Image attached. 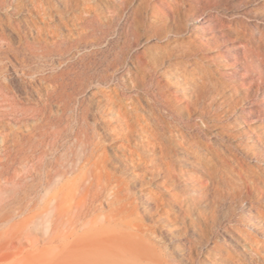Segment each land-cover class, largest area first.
Here are the masks:
<instances>
[{
	"label": "rangeland",
	"instance_id": "obj_1",
	"mask_svg": "<svg viewBox=\"0 0 264 264\" xmlns=\"http://www.w3.org/2000/svg\"><path fill=\"white\" fill-rule=\"evenodd\" d=\"M18 2L19 0H13L11 5L15 7L13 6L10 10L8 7L4 8V11H9L7 14L15 22L9 24L6 38L0 41V93L2 94L0 138L3 139V141L0 140V150L5 142L16 141L17 134H33L37 137L47 127V132L51 131L52 135L42 137L45 140V146H48L45 147L47 151L44 157L36 154L34 158L25 160L23 163L11 164V168L8 167L10 162L3 150L0 151V159L5 163L4 167L0 166V190L6 191L0 210V233L1 222L7 221L9 225H13V234L0 240V264H69L70 259L78 257L75 255V249L79 245L78 234L83 231H78L66 218H63L61 222L45 219L33 226L32 223H28L29 218L35 213L43 212L44 207L33 208L26 200H23L27 193L28 197L34 196V199L40 201L43 199L44 203L46 182L55 168L65 167L68 162H72L78 168L82 163L80 154L82 145L76 136V129L79 126L78 114L81 102H88L93 96L89 94L78 96L72 109L63 112L47 98L52 90L49 78L66 70L83 68V74L91 80L89 81L91 91L98 90L100 84H105L101 77L105 73L107 63L114 59L118 60L121 56L123 58H120L119 65L109 71L111 75L108 82L113 86L132 90L134 87L127 78L126 62L131 63L142 51L148 55L151 53L152 55L149 56H156L166 65L181 61H199L205 62V66L212 68L213 75L217 77L210 78L212 80L209 79V83H205V86H191L183 82L182 78H177L181 87L191 94L188 95L192 96L191 101L194 105H188L185 101L191 109L188 113L185 108L186 114H189L186 120H183L186 124L181 120L176 119V121L191 126L196 140L204 145L209 155L216 159H220V156L225 158L226 177L233 180L231 183L234 184H229L232 186L229 188L230 186L224 183L223 188H219L218 179L212 178L208 183L210 187L207 185L206 190L204 189L208 197L197 193L209 204V211H203L204 214L202 213L203 216H201L203 220L206 218L203 223L207 228L205 234L208 237L205 234L204 236L199 234L188 241L182 232L172 236L169 233L166 235L164 230L157 229L158 235L154 234V238L161 244L169 245V249L174 247L172 251L177 252L175 259L179 261H176L178 264H195L197 261L196 264H217V261L212 258L213 262L208 261V252L215 250L223 251L224 254L230 250V253L242 259L241 264H264V0H82L79 8L82 12L95 16L98 35L101 38L94 45L95 49H83L81 53L71 50L64 54L52 52L51 47L54 46L52 43L49 45V51H43L31 49L23 40L33 41L38 37H48V40L53 42L58 39L59 33L55 25L48 23L59 19L57 12L66 15L75 12L77 8L73 0H59L52 5L49 3L48 6H40V9L46 7L52 13L51 16L43 14L38 9V3L21 9L20 5L16 7ZM131 15L137 16L145 23L139 35L130 37L125 32L128 17ZM195 19L201 20L200 27L192 26ZM69 27L76 29L74 24ZM69 27L63 25L62 29L67 31ZM159 43H170L171 47L165 51L159 49ZM160 77L166 80V75L160 74ZM169 90L174 91L172 86ZM138 91L144 98L149 96L148 88L140 86ZM181 93L183 92L180 91V95ZM29 102L33 103L34 107L37 105L41 110H36L37 113L34 115L18 112L19 103L28 104ZM91 107L93 110L91 123L95 126V121L99 120V115L102 113L103 105L95 101ZM143 109L149 112L148 107ZM208 117L217 119L223 130L216 131L211 127L205 121ZM93 130L96 131V128L93 127ZM94 141L99 151L106 150L108 142L99 132L95 133ZM237 166L239 168L236 169ZM75 173L70 176L73 177ZM21 175L25 180L22 188L18 184ZM234 178H236L235 181ZM213 189L216 191L213 192ZM23 202L24 206L20 209L18 206ZM247 206L250 208L248 209ZM65 207L57 204L56 209L60 211ZM149 222L155 223L151 220ZM252 223L257 225V232H259L256 234L250 228ZM168 225V223L165 224V226ZM232 232L241 234V238L251 244L247 252L241 251L230 239L229 233ZM221 243V247L218 246ZM240 252L243 255L239 254ZM77 259L82 261L80 257Z\"/></svg>",
	"mask_w": 264,
	"mask_h": 264
},
{
	"label": "bare ground",
	"instance_id": "obj_2",
	"mask_svg": "<svg viewBox=\"0 0 264 264\" xmlns=\"http://www.w3.org/2000/svg\"><path fill=\"white\" fill-rule=\"evenodd\" d=\"M12 1L0 0V41L6 38L9 24L15 22L7 14L9 11H4L5 7H8L9 10L13 6L15 7V5H11ZM57 1L59 0H19L16 7L20 5L21 9H25L31 4L38 3V9L43 14L51 16L52 13L46 7L40 9V6H48L49 3L52 5L54 2L58 3ZM81 2L82 0H73V4L77 8L75 12L68 15L57 12L59 19L48 23L55 25L59 33L58 39L50 42L48 37H38L33 41L24 39V43L30 46L31 49H42L43 51H49V45L52 43L54 46L51 47V51L60 54L71 50L81 53L83 49H95L94 45L101 38L98 35L96 18L93 14L88 15L87 12L80 10L79 6L82 5ZM144 23L135 15L129 16L126 23L127 28L125 27L127 29L126 35L130 37L131 35H139ZM72 24L76 25V29L69 27ZM201 24L202 22L199 19H195L192 22V26L196 28L200 27ZM63 25L69 27L67 31L62 29ZM159 45V49L165 51L171 47L169 46L170 43H159ZM145 53L142 51L135 58L133 57L134 59L131 63L126 62L127 78L130 79L134 87L132 90L119 88L117 85L113 86L112 83L108 82V78L111 75L109 71L119 65L121 56L118 60L114 59L107 63L105 73L101 77L105 81V84H100L98 90L91 91L89 82L91 80L87 78L86 74H83V68L66 70L61 74H54L49 78L52 90L49 95L47 94V98L50 103H55L63 112L72 109V105L78 96L88 94L93 96L88 102H81L78 114L79 126L76 129V136L82 145L80 153L82 163L78 167L79 169L72 162H68L62 168L57 166L49 178L47 177L44 203L42 202L43 199L40 201L39 199H34V196L28 197L27 193L23 199L33 208L44 207L43 212L35 213L29 218L28 223H32L33 226L38 225L45 219L61 222L63 218H66L74 224L78 231H83V233L79 232L80 234H78L79 245L75 249V255L78 257L70 259L69 264H178L177 262L179 261L175 259L177 252L174 253L172 251L174 247L169 249L170 246L168 245V247L165 241V244H161L154 238V234H157V229L160 231L164 230L165 234L169 233L172 236L182 232L188 241H191L192 237L199 234L204 236L203 234L207 232L205 230L207 228H205L203 221L206 218L203 220L201 216L204 214L203 211L209 209V204L206 199L204 200L199 197L197 193L206 195L205 188H207L212 178L218 179L217 186L219 188H223L224 183L226 185L233 184L231 183L233 180L231 181L226 177L227 166L225 158L220 156V159H216V157L213 158V156L209 155L207 153L208 150L206 151V148L203 147L204 145H201L196 140L191 131V126L185 125L186 123L183 121L189 116V114H186L185 108L188 113L191 110L189 109L190 106H187V103L188 105L192 104V106L194 104L191 101V94L181 87L177 78H182L183 82L191 86H201L209 83L208 80L210 78L215 77L211 70L212 68L210 69L207 65L205 66V62L200 63L199 61H181L178 63L173 62V65H166L165 62L160 61L156 56H149L151 53L149 55ZM160 74L166 75V80L161 79ZM140 86L149 89L148 97L144 98L139 94L138 90ZM171 86L174 91L169 90ZM140 91L142 90L140 89ZM180 91L183 92L181 93L182 95H180ZM0 98H2L1 93ZM95 101L96 103H101L103 109L99 115V120L95 121L96 125L93 126L91 123L93 115L91 105ZM182 101L186 106L183 105ZM43 106H41L42 109ZM147 107L149 108V112L143 109ZM17 109L18 112H23L26 115L29 113L34 115L37 113L36 110H41L37 105L34 107L31 102L28 104L19 103ZM212 117H208L205 121L216 131H222L223 128L220 122ZM176 119L181 120V122L183 121L185 124L179 123ZM93 127L96 128V131L93 130ZM46 128L37 137L33 134L26 135L21 133L17 134V140L14 141L15 143L13 142L14 144L3 142L4 146L1 150H3L7 160L10 162H8L9 168L15 162L23 163L25 160L34 158L36 154L40 157L46 153L47 148L45 147L48 146H45V140L42 137L52 135L51 131L47 132ZM96 132H99L108 142L105 151H99V147L95 144L94 138ZM0 140L3 141L2 138ZM4 165L5 163L0 159V166L4 167ZM237 168L239 167L237 166ZM246 171L249 172V170ZM238 172L240 174V171ZM72 173H75L73 177L70 176ZM257 173L259 175V172ZM18 184L20 188L25 185L24 176L21 175ZM5 196L6 191L0 190V210L2 209ZM57 204L66 207L57 211ZM23 206L24 202L18 207L21 209ZM247 208L249 209L250 207L247 206ZM253 215L255 216V214ZM149 220L155 223H150ZM167 223L169 225L165 226ZM1 225L0 240L13 234V225H9L7 221L1 222ZM250 228L255 234L259 232H257V225L253 223L250 225ZM229 235L230 239L236 243V246L241 251H248L251 244L241 238V234H233L232 232ZM205 236L207 235L205 234ZM221 245L222 243L218 246L221 247ZM210 248L209 250H212ZM229 251L226 254L223 251H210L208 252V261L213 262L212 258L214 261H217V264H241L243 262L242 259ZM239 254L242 253L240 252ZM79 257L82 261L77 259Z\"/></svg>",
	"mask_w": 264,
	"mask_h": 264
}]
</instances>
